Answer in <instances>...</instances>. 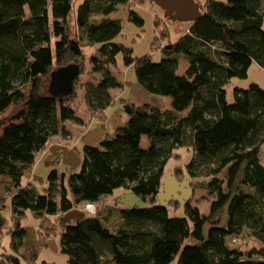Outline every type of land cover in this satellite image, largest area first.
<instances>
[{"label":"trees","instance_id":"trees-1","mask_svg":"<svg viewBox=\"0 0 264 264\" xmlns=\"http://www.w3.org/2000/svg\"><path fill=\"white\" fill-rule=\"evenodd\" d=\"M76 1L0 0V115L15 108L0 126V175L13 189L8 202L0 194V215L9 203L12 222L6 231L0 226V264H36L35 253L2 251L9 237L19 252L27 239L21 219L28 212L40 226L58 221L68 264H167L174 258L176 264H264V89L235 86L231 101L226 91L231 78L247 77L252 63L264 67V0H205L183 35L160 45L158 61L151 54L132 57L131 47L114 40L122 25L111 14L125 0H81L71 18ZM129 19L141 22L132 10ZM166 33L160 37L168 36V28ZM92 45L99 77L83 88L91 116L114 105L113 91L127 85L109 69L119 52L126 66L133 65L137 83L168 97L169 106L118 96L117 109L127 116L122 125L82 146L78 173L65 177L51 170L46 193L38 194L22 178H29L54 136L67 137L66 120L82 122L73 94L82 47ZM182 62L186 67L179 73ZM143 135L146 148L140 146ZM187 146L192 155L181 168L210 197L207 214L190 203L184 213L172 214L158 205L167 162ZM118 188L147 206L118 205L112 228L96 216L63 220L80 203L95 204ZM225 206L226 223L219 226ZM243 229L259 243L229 248L226 237H239Z\"/></svg>","mask_w":264,"mask_h":264},{"label":"rangeland","instance_id":"rangeland-1","mask_svg":"<svg viewBox=\"0 0 264 264\" xmlns=\"http://www.w3.org/2000/svg\"><path fill=\"white\" fill-rule=\"evenodd\" d=\"M80 1L81 0H77L75 2L73 11L71 13V18L74 16L75 9L77 8ZM195 2H197L198 6H200L204 4L205 0H195ZM130 10L139 15V17L141 18L140 23H135L129 19ZM111 15L112 17H117L122 25L121 31L119 32V34H117L114 40L116 42L124 44L125 46L131 47L132 57H140L146 54H151L153 61H158L162 57L163 53L160 45L166 44L168 41L175 42L180 36L184 34L187 23L185 21L172 20L170 17L164 16L163 10H161L160 7L157 6L154 2L148 0H125L123 3L117 6V9ZM166 27L169 31L168 36L161 38L160 36L162 32H165V34H167ZM160 29H162V31L159 36L158 32L160 31ZM53 41L54 39L52 40V43ZM95 49L96 48L93 45L82 47L83 58L81 59V63L83 69L81 71V74L79 75L77 92L73 94V104L76 106V109L79 107L76 112L77 116L82 119V122L78 124L72 120H66L63 125L68 131L67 137H65V135L62 136L61 134L56 135L51 139L49 146L53 145L62 147L65 144L70 145L71 141L84 134L86 129L89 128L92 129L94 127H102L103 129H105L104 125L101 124L102 121H105V124L108 126L111 120L115 123L116 118H118L120 121H124L127 117L125 112H116V109L118 107H121L122 105V100H119L120 98L126 101L134 102L136 104L149 103L152 105L160 106L162 108H167L169 106L168 97L148 93L137 83L133 65L126 66L123 63V53L119 52L116 56L115 62L109 65V69L120 82H127V85H125L124 83L122 87L113 91L112 96L113 98H116L115 103L111 107H108L106 115H104L105 113H98L94 114L96 116H91L90 113L84 109L85 104L83 98V88L86 84L95 82L99 77V73L93 71L92 61L90 59V57L94 54ZM184 64L185 63L182 62L180 66H178L179 73H182L184 71L186 67V64ZM250 83H256L264 89V67H260L259 65L252 63L248 68L247 77L231 78V80L226 85L227 99L229 101L232 100V90L235 86L245 88ZM13 110H15V108H11L4 114L0 115V126L3 121L9 118V116L13 113ZM106 128L108 129V132L113 131L112 127ZM82 144V141L78 140V147L79 149L81 148V154L83 148ZM140 146L142 148H146L149 146V140L145 135L141 136ZM72 150L74 151V149ZM177 150L179 151V155H174L173 158L169 159L164 173H166L168 170L172 171L177 181L182 182L187 176L181 166L183 167L184 164L189 161V158L192 155V150L188 146L179 147L177 148ZM46 154L47 152L35 160L34 164L32 165V169L30 171L31 175L29 174V178L26 177L28 175H25L22 178V182L24 184H30L31 186H33L34 190L38 194L46 193L48 187L47 177L51 170H56L58 174H65V177L72 172L78 173L80 170L81 162L75 167H70L64 165L62 163L63 161L49 159L48 154ZM259 158L264 165V144L261 146ZM196 180L197 178L189 179L188 186L185 187L191 190V195L187 203L195 205L202 213L207 214L209 210L208 206L210 197L206 192L198 189L195 186ZM124 192L125 191H121V188H118L115 189L112 194L100 198V200L95 203L97 210L95 215L90 214V212L88 213V211L85 209V206H83L84 202L77 205L75 210L79 213L83 212L86 218H93L94 216H96L97 218H100L107 227L112 228L116 225L119 210L118 205H122L121 203L117 202L116 197H118L120 193L122 194ZM12 193L13 189L11 184L6 178L0 175V194L2 196V202H8ZM163 208H167L168 212H170L169 214H172V212L180 213V206L177 202H169ZM226 209L227 207L225 206L220 212L219 226H222L226 223ZM1 216L3 218L2 228L3 231H6L12 227L11 209L9 203H6L1 210ZM56 222L57 223L53 225L52 223L48 222L40 226V219L34 217L30 212H28L21 219L22 227H24L26 230L27 239L26 241H23V245L19 248V252H15V250L10 246L9 237H5L2 240V251L7 253L12 252L19 256L25 250L28 255H32L33 253H35L36 264H44V262L49 264H68V256L60 250V225L58 221ZM208 228V223L203 226L204 234L207 233ZM225 240L229 248H236L241 250H246L247 248L259 243L248 234L246 229H243L239 237H226ZM167 264H176V258H174Z\"/></svg>","mask_w":264,"mask_h":264},{"label":"water","instance_id":"water-1","mask_svg":"<svg viewBox=\"0 0 264 264\" xmlns=\"http://www.w3.org/2000/svg\"><path fill=\"white\" fill-rule=\"evenodd\" d=\"M154 2L157 6L163 10L164 16L170 17L172 20H180V21H195L200 16V10L198 3L195 0H148ZM69 74V73H68ZM61 75V73L59 74ZM73 74L71 73V76ZM115 128H119L122 125V122L116 118L115 119ZM96 132V131H95ZM98 134H104L103 130L98 128L96 132V137ZM92 143H85L84 145H91ZM68 151L67 149H65ZM68 154H73L77 161H79L77 154L72 150L68 151ZM189 178L185 177L184 181L179 182L175 178L172 171H167L164 175V179L162 182V190L159 192L157 199L158 205L161 207H165L169 202L175 201L180 206V212L184 213V207L187 204L189 197L191 195V190L189 188H185L188 186ZM120 203L127 207H138L145 208L147 204L143 202L137 195L132 192H126L122 194ZM71 212H76V210L72 209L65 213L64 221L69 218ZM77 213V212H76ZM81 216V215H80ZM82 217V216H81ZM3 223V218L0 215V226Z\"/></svg>","mask_w":264,"mask_h":264},{"label":"crops","instance_id":"crops-1","mask_svg":"<svg viewBox=\"0 0 264 264\" xmlns=\"http://www.w3.org/2000/svg\"><path fill=\"white\" fill-rule=\"evenodd\" d=\"M107 109H105V111H104L105 114L107 112ZM121 111H122L121 109H116V112H119L120 113ZM121 122H123V120H121ZM101 124L104 125V128L105 129H103L102 127H94V126H92L94 128H92V129H90V128L89 129H86V131L84 132V134H82L81 136H78L73 141H71L70 142L71 143L70 145L65 144L62 147L61 146L60 147H57V146L50 145V146L47 147V149L43 152L42 155H44L47 152L49 159H52V160L55 159L56 161H63L62 163L64 165H67V166H70V167L77 166L81 162V155H82L81 154V148L79 149V147H78V140L82 141V143H83L82 145H84L85 143H87V141H89V143L95 144V143H97L105 135L106 132H108V129L106 127H112V129L115 128V124H114V122L112 120L110 121L109 126L105 124V121L102 122ZM98 128L101 129V130H103L104 131V134H102V135L101 134H98V136L96 137V132L98 131ZM65 149H67L68 151H72V149H74V151L77 153V156L79 158L78 159L79 161L76 160V158H75V156L73 154H71V155L68 154L69 152L66 151ZM46 155H45V157H46ZM124 193H126V192H124ZM124 193H122V194H124ZM122 194L120 193L119 196L116 197V200L119 203H120ZM64 217H65V215H63V218ZM68 217L69 218H67V220L65 222H74V221H77V220L82 219L84 217V214H83V212L82 213H79V212H77V213L71 212V215H69Z\"/></svg>","mask_w":264,"mask_h":264},{"label":"built area","instance_id":"built-area-1","mask_svg":"<svg viewBox=\"0 0 264 264\" xmlns=\"http://www.w3.org/2000/svg\"><path fill=\"white\" fill-rule=\"evenodd\" d=\"M83 206H85V209L88 211V213L90 212V214H94V215L96 214L97 210L94 203L84 202Z\"/></svg>","mask_w":264,"mask_h":264},{"label":"flooded vegetation","instance_id":"flooded-vegetation-1","mask_svg":"<svg viewBox=\"0 0 264 264\" xmlns=\"http://www.w3.org/2000/svg\"><path fill=\"white\" fill-rule=\"evenodd\" d=\"M92 145V144H91ZM173 202V201H172Z\"/></svg>","mask_w":264,"mask_h":264}]
</instances>
